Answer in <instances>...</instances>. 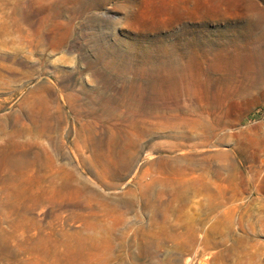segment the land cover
<instances>
[{
	"label": "rangeland",
	"instance_id": "374dc122",
	"mask_svg": "<svg viewBox=\"0 0 264 264\" xmlns=\"http://www.w3.org/2000/svg\"><path fill=\"white\" fill-rule=\"evenodd\" d=\"M0 264H264V0H0Z\"/></svg>",
	"mask_w": 264,
	"mask_h": 264
},
{
	"label": "bare ground",
	"instance_id": "6f19581e",
	"mask_svg": "<svg viewBox=\"0 0 264 264\" xmlns=\"http://www.w3.org/2000/svg\"><path fill=\"white\" fill-rule=\"evenodd\" d=\"M193 124H198V123H193ZM204 175V174H203ZM197 180H198V182H199V184L200 185H202L203 186V188H205V189H209L208 188V183L207 182H205V181H203L202 179H199V177L197 178ZM158 181V180H157ZM167 181V180H166ZM164 182V181H163ZM160 183V182H159ZM166 184H170V185H173L174 184V182H172V180L170 181V182H165ZM197 183V182H196ZM168 186V185H167ZM198 187H200V186H198ZM182 191H183V193L181 194V195H183L184 193H187L188 192V187L187 186H184L183 188H182ZM187 197H188V195H187ZM189 201V200H188ZM214 202V201H213ZM217 206V205H216Z\"/></svg>",
	"mask_w": 264,
	"mask_h": 264
}]
</instances>
